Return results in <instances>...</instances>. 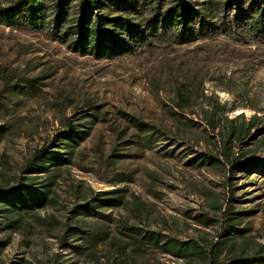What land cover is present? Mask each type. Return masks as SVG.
I'll return each mask as SVG.
<instances>
[{
	"label": "rangeland",
	"instance_id": "obj_1",
	"mask_svg": "<svg viewBox=\"0 0 264 264\" xmlns=\"http://www.w3.org/2000/svg\"><path fill=\"white\" fill-rule=\"evenodd\" d=\"M43 1L41 30L0 23V264H264V0H187L181 41L131 0L157 36L104 60Z\"/></svg>",
	"mask_w": 264,
	"mask_h": 264
},
{
	"label": "trees",
	"instance_id": "obj_2",
	"mask_svg": "<svg viewBox=\"0 0 264 264\" xmlns=\"http://www.w3.org/2000/svg\"><path fill=\"white\" fill-rule=\"evenodd\" d=\"M163 2L164 0L156 2L157 16L160 15L158 9L162 8L159 5ZM134 12L136 9L131 0H56L50 23L58 29L60 41L67 45L68 49L81 56L91 55L101 60L113 59L125 54H134L138 48L150 45V38L157 36L155 26L142 28L138 23L132 22ZM157 16L154 19L158 24ZM46 17L43 0H17L0 9V23L16 29L41 30L46 23ZM165 17L167 19L162 21L170 23L173 29L178 31L177 40L191 31V23L200 22L202 25V17L187 0H168ZM263 23L264 11L255 10L248 28L251 32H262ZM129 119L138 127L142 124L134 117ZM64 139L72 142L70 138ZM45 149H40L31 160V163L39 160L32 168L34 173H37L36 167L46 166L49 161L43 156ZM241 165L249 166L248 162H242ZM230 168H234V164H230ZM110 199L117 204L121 202L120 196Z\"/></svg>",
	"mask_w": 264,
	"mask_h": 264
}]
</instances>
